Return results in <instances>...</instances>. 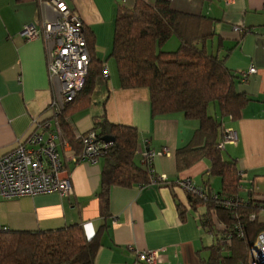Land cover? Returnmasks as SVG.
Here are the masks:
<instances>
[{"label":"crops","instance_id":"1","mask_svg":"<svg viewBox=\"0 0 264 264\" xmlns=\"http://www.w3.org/2000/svg\"><path fill=\"white\" fill-rule=\"evenodd\" d=\"M82 20L86 41L94 58L109 70L103 83H97L89 104L64 117L71 135L88 132L95 118L132 126L137 130L136 159L148 148L166 149L155 155L152 167L166 180L143 185H113L109 191V216L99 215L96 193L104 158L95 162L72 159L81 144H71L58 119L60 138L56 147L62 163L70 171L72 192H57L0 198V226L8 230H48L80 224L84 235L91 237L100 229V242L94 264H142L137 251L160 249V264H200L210 252L212 234L202 225L204 206L191 207L186 191L177 180L189 178L196 186L209 184L219 191L221 180L209 175L210 162L203 157L188 168L178 170L177 148L204 139L196 136L199 121L183 112L153 114L149 90L145 87H120L115 62L110 63L114 19L120 6L130 7L135 0H65ZM153 5L156 0H143ZM177 11L199 16L201 31L210 37L203 45L208 53L223 60L236 76L235 89L248 97L235 118L225 117L224 129L236 134L233 142L221 149L225 159H234L241 172L239 195L248 191L264 198V0H167ZM53 15L43 0H0V155L14 147L32 130V118L50 122L41 131L47 137L55 130L54 119L47 111L52 96L44 39L26 40L20 35L24 25L40 27ZM239 26L243 31H235ZM175 37L163 46L175 50ZM114 61V60H113ZM115 65V66H114ZM250 68L255 73H248ZM245 75V77H243ZM217 111L216 107L209 110Z\"/></svg>","mask_w":264,"mask_h":264},{"label":"trees","instance_id":"2","mask_svg":"<svg viewBox=\"0 0 264 264\" xmlns=\"http://www.w3.org/2000/svg\"><path fill=\"white\" fill-rule=\"evenodd\" d=\"M201 21L199 16L173 9L167 0H156L153 5L135 0L130 7L120 6L109 58L115 62L121 88L149 90L153 114L183 112L187 118L199 121L195 134L204 139L203 144L177 148L175 161L177 169L182 170L205 157L210 162L209 175L221 180L219 191L209 184L198 186L208 191L207 198L186 192L192 208L205 207L202 225L214 239L206 247L209 257L200 264H249V246L264 231V222L259 220L264 198L250 191L247 198L239 195L241 172L235 160L225 159L218 147L225 133L222 120L238 116L248 97L235 89L239 75L231 73L220 57L205 50L203 43L210 35L201 31ZM172 37L179 42L176 49H162ZM89 55L83 87L58 119L62 120L60 125L68 141L81 144L76 154L83 149L82 135L89 131H94L96 141L102 145L98 155L104 161L96 197L105 227L111 186L143 185L149 183V177L142 162L137 163L138 136L134 127L109 123L103 117L95 118L94 127L79 137L65 128V115L89 104L102 76L104 65L91 51ZM210 106L217 111H208ZM103 137L113 140L106 143ZM226 202L231 206L226 207ZM100 231L86 237L76 223L51 230H0V264H94L101 246Z\"/></svg>","mask_w":264,"mask_h":264},{"label":"built area","instance_id":"3","mask_svg":"<svg viewBox=\"0 0 264 264\" xmlns=\"http://www.w3.org/2000/svg\"><path fill=\"white\" fill-rule=\"evenodd\" d=\"M223 1L228 4L233 0ZM43 6L50 7L52 17L44 19L39 28L33 23L24 25L20 35L26 40L38 36L44 39L46 66L53 87L46 109L50 118L54 119L55 130H49L47 137H44L41 131L50 129V122L32 118L30 125L32 130L28 135L0 155V198L50 192L66 195L72 192L70 171L67 165L61 162L56 147L57 139L61 135L58 115L83 87L90 55L83 22L66 1L43 0ZM234 30L242 31L239 26H235ZM255 72L254 68L248 71ZM101 75L104 79L108 78L109 70L106 66L103 67ZM76 136L79 137L81 134ZM81 139L83 149L79 154H75L72 160L77 162L80 159H87L95 162L102 145L96 141L94 131L82 135ZM235 139V132L226 128L218 147L223 149L225 143L233 142ZM164 154H167L166 149L156 152L148 148L141 154V162L148 174L149 183L166 180L163 175H156L152 167L153 157ZM177 184L186 192H193L204 198L209 196L208 191L193 184L189 178L177 180ZM225 206L231 205L226 202ZM251 219L254 217L251 216ZM0 230L8 229L0 226ZM160 251V249L137 251V261L142 264H160ZM248 263L264 264V231L259 232L249 246Z\"/></svg>","mask_w":264,"mask_h":264},{"label":"rangeland","instance_id":"4","mask_svg":"<svg viewBox=\"0 0 264 264\" xmlns=\"http://www.w3.org/2000/svg\"><path fill=\"white\" fill-rule=\"evenodd\" d=\"M110 63H113L114 64V61H113L112 58H110ZM97 83H103L104 84V78L102 76H100ZM259 220L261 222H264V211H262V212L259 213Z\"/></svg>","mask_w":264,"mask_h":264},{"label":"water","instance_id":"5","mask_svg":"<svg viewBox=\"0 0 264 264\" xmlns=\"http://www.w3.org/2000/svg\"><path fill=\"white\" fill-rule=\"evenodd\" d=\"M112 140H113V138H111V137H103L102 138V141H104L106 143L111 142Z\"/></svg>","mask_w":264,"mask_h":264}]
</instances>
